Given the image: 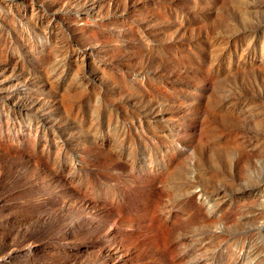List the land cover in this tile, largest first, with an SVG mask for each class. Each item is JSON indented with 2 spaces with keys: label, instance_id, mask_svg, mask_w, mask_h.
<instances>
[{
  "label": "rangeland",
  "instance_id": "1",
  "mask_svg": "<svg viewBox=\"0 0 264 264\" xmlns=\"http://www.w3.org/2000/svg\"><path fill=\"white\" fill-rule=\"evenodd\" d=\"M0 264H264V0H0Z\"/></svg>",
  "mask_w": 264,
  "mask_h": 264
}]
</instances>
